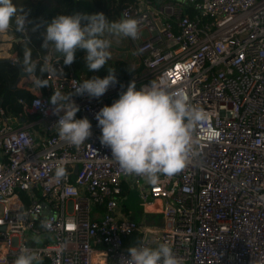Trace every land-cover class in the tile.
Wrapping results in <instances>:
<instances>
[{"label":"built area","instance_id":"built-area-1","mask_svg":"<svg viewBox=\"0 0 264 264\" xmlns=\"http://www.w3.org/2000/svg\"><path fill=\"white\" fill-rule=\"evenodd\" d=\"M122 18L139 22L129 40L142 70L128 82L117 78L100 98L73 95L76 118L92 125L83 145L59 140V117L42 93L24 107L39 119L29 127L9 128L0 111V264H14L23 248L42 264H126L130 244L161 242L180 264H264V0H133ZM30 31L17 30L21 43H30ZM45 59L58 71L45 74L51 95L85 80L52 47ZM133 80L138 89L163 81L209 114L195 132L200 155L156 185L125 175L99 141L95 114ZM58 162L68 173L59 182ZM123 188L160 226L123 212Z\"/></svg>","mask_w":264,"mask_h":264},{"label":"clouds","instance_id":"clouds-1","mask_svg":"<svg viewBox=\"0 0 264 264\" xmlns=\"http://www.w3.org/2000/svg\"><path fill=\"white\" fill-rule=\"evenodd\" d=\"M19 11L21 14L17 15L18 9L13 0H0V33L10 28L13 18L17 30L24 29L27 17L23 10ZM106 33L135 40L139 36V22L134 18L109 21L103 13L61 14L47 25L43 37L42 48L47 49L51 45L60 54L64 65H71L77 52L82 50L87 71L107 69L106 76L87 78L74 88V92L64 94L55 90L50 96L52 112L59 117L53 125L58 138L75 148L91 137L92 125L86 117L76 118L80 108L72 99L73 95L100 98L110 86L118 83L115 68L106 67L111 59L112 46ZM20 67L31 78L34 87L42 89L48 86L46 79L36 76L37 63L28 48L24 49ZM39 72L43 75L58 71L45 59ZM208 115L204 109L193 105L183 91H169L163 81L153 80L137 89L133 80L126 91L120 92L118 99L95 114V119L101 130V145L111 150V157L123 173L142 178L148 185H156L161 176L173 177L200 155L195 132ZM67 174L64 162H58L53 179L57 182L66 180ZM41 226L45 230L52 227L47 221H42ZM32 239L39 243L41 238L33 235ZM127 251L130 258L124 260L126 264H180V259L166 242L159 243L155 248L143 243L130 244ZM14 264L42 262L36 252L23 248Z\"/></svg>","mask_w":264,"mask_h":264},{"label":"trees","instance_id":"trees-1","mask_svg":"<svg viewBox=\"0 0 264 264\" xmlns=\"http://www.w3.org/2000/svg\"><path fill=\"white\" fill-rule=\"evenodd\" d=\"M133 0H41L37 4H33L35 10L32 18L29 20L27 26L31 29L30 31V43H13L12 49L16 52L17 62L19 65L23 62L24 49L28 48L31 51L32 59L37 63L36 76L45 79V74L39 72V67L43 62L40 58H43L47 49L42 48L43 35L40 33L42 29L46 30L45 27L51 23L53 18L58 15H71L74 12L80 13H103L109 21L119 20L121 11L128 6ZM106 38L110 39L112 46L110 48L111 59L107 62L106 67L115 68L116 76L124 82H128L134 74H140L142 70L141 63L137 57L129 53L124 45L122 37H115L111 34L106 33ZM54 57H60L59 53L53 50ZM70 71L76 77L83 76L85 79H90L94 76L103 78L106 76L107 69L101 68L98 71H87L84 66V52L81 50L77 52L75 61L69 65ZM19 72L14 65H11L7 61H0V111L3 112L4 117L25 118L29 122L37 120L33 115H26L23 113L24 107L30 105L33 95L28 91L14 87ZM137 89L139 85H136ZM40 89V88H39ZM41 93L45 96L50 97L49 86L40 89ZM0 118L2 115L0 114ZM124 196L128 194V190L123 188ZM123 212L127 215L128 208L123 207ZM155 219L146 217L144 222L147 225L153 224ZM156 222V221H155Z\"/></svg>","mask_w":264,"mask_h":264},{"label":"rangeland","instance_id":"rangeland-1","mask_svg":"<svg viewBox=\"0 0 264 264\" xmlns=\"http://www.w3.org/2000/svg\"><path fill=\"white\" fill-rule=\"evenodd\" d=\"M38 1L39 0H13V3L16 5V7L18 9L17 15L21 14L19 10H23V13L26 14L27 21L29 22V20L32 18L33 12L35 10L33 4H37ZM46 27H45V29H46ZM10 28L11 29L15 28V30H17L15 18H13V21L11 22ZM123 42H124L126 50L138 58L129 38H123ZM81 77H83V76H81ZM6 119H8V127L11 129H16V128L20 127V125H21V124H19V122L17 120L14 119V117H7ZM0 124L2 125V118H0ZM127 198L128 199L126 201H124L122 206L123 207L126 206L128 208V212L131 213L130 217L132 219H134L135 221H138V222L143 221L145 217L143 218L144 213H143V210H142V208H141V206L137 200L136 193L133 190H130ZM92 217H93V215H92ZM155 221H156L157 225L160 226V221H161L160 217H157L155 219Z\"/></svg>","mask_w":264,"mask_h":264},{"label":"crops","instance_id":"crops-1","mask_svg":"<svg viewBox=\"0 0 264 264\" xmlns=\"http://www.w3.org/2000/svg\"><path fill=\"white\" fill-rule=\"evenodd\" d=\"M39 1H41V0H39ZM157 1L160 2L162 0H157ZM17 42L21 43L20 38L17 35V30H15V28H13V29L9 28L6 32L0 33V61H6V60L12 61L13 59L17 58L16 52L13 51V49H12V44L17 43ZM17 87L28 91L33 96L39 95L41 93L39 88H36L32 85L30 77H24V78L20 79L19 83L17 84ZM14 119L17 120L19 122V124H21L20 127H18V128L29 127V126L39 122L38 118H37V120H34L32 122H29L25 118H22L20 120L16 119V118H14ZM31 131L33 133L39 134V132L41 131L40 125L38 124L36 126L31 127ZM144 217L156 219L158 216L145 214V215H143V218ZM145 218H144V220H145ZM155 224H157V223L154 221V223L151 225H155Z\"/></svg>","mask_w":264,"mask_h":264},{"label":"water","instance_id":"water-1","mask_svg":"<svg viewBox=\"0 0 264 264\" xmlns=\"http://www.w3.org/2000/svg\"><path fill=\"white\" fill-rule=\"evenodd\" d=\"M40 33L44 36L45 35V33H46V30H44V29H42L41 31H40ZM7 61V60H6ZM7 62H11L10 60H8ZM14 66L17 68V70H18V72H19V77H18V79H17V81H16V83H15V85H14V87H17V84L19 83V81H20V79H22V78H24V77H28L24 72H22V70H21V67H20V65L18 64V63H14Z\"/></svg>","mask_w":264,"mask_h":264}]
</instances>
